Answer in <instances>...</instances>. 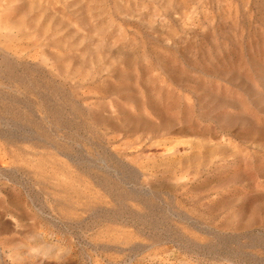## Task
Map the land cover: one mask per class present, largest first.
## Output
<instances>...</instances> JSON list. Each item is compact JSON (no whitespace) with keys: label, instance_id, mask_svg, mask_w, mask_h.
<instances>
[{"label":"rangeland","instance_id":"374dc122","mask_svg":"<svg viewBox=\"0 0 264 264\" xmlns=\"http://www.w3.org/2000/svg\"><path fill=\"white\" fill-rule=\"evenodd\" d=\"M0 264H264V0H0Z\"/></svg>","mask_w":264,"mask_h":264}]
</instances>
